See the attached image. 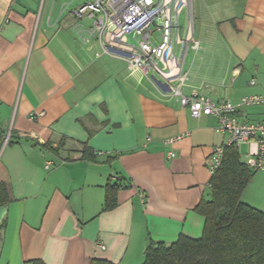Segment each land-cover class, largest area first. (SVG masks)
<instances>
[{
	"label": "crops",
	"instance_id": "1",
	"mask_svg": "<svg viewBox=\"0 0 264 264\" xmlns=\"http://www.w3.org/2000/svg\"><path fill=\"white\" fill-rule=\"evenodd\" d=\"M86 2L0 0V264H143L151 243L203 234L210 155L228 136L216 117H191L159 80L103 55L78 30L73 10ZM192 12L199 47L187 51L184 94L236 105L263 94L264 0H192ZM238 117L261 122L264 107H241ZM250 148H239L244 162ZM118 177L124 187L105 210ZM242 200L264 212V174Z\"/></svg>",
	"mask_w": 264,
	"mask_h": 264
},
{
	"label": "built area",
	"instance_id": "2",
	"mask_svg": "<svg viewBox=\"0 0 264 264\" xmlns=\"http://www.w3.org/2000/svg\"><path fill=\"white\" fill-rule=\"evenodd\" d=\"M79 21V32L99 40L103 55L126 61L130 73H142L153 83L168 88L169 95L179 99L187 107L191 117L214 116L218 120L217 132L226 134L225 144L216 146L210 155V173L220 167L225 148L250 144L246 161L255 172L264 171V119L249 123L239 120L241 107H264V93L244 96L239 105L230 100L215 102L196 92H183L188 82L185 58L189 48L198 49L199 43L191 36L192 0H87L73 10ZM185 14L186 36L182 33L181 17ZM87 18L91 26L80 21ZM129 37L133 41H129ZM36 114H32L31 119ZM40 115H43L41 113ZM11 133L5 137L9 141ZM34 136V135H33ZM185 135L167 139L172 145ZM254 145V148L253 146ZM174 157V153L169 154ZM54 163L48 161L46 169Z\"/></svg>",
	"mask_w": 264,
	"mask_h": 264
},
{
	"label": "trees",
	"instance_id": "3",
	"mask_svg": "<svg viewBox=\"0 0 264 264\" xmlns=\"http://www.w3.org/2000/svg\"><path fill=\"white\" fill-rule=\"evenodd\" d=\"M90 152L85 148L84 157L92 158ZM256 173L242 160L237 146L226 147L220 167L211 176V199L198 206L205 218L202 236L182 235L170 246L151 243L143 264H264V212L242 200ZM120 187H124L120 177L107 187L105 210L115 206ZM6 200V189L1 187L0 207ZM93 264L113 263L95 260Z\"/></svg>",
	"mask_w": 264,
	"mask_h": 264
},
{
	"label": "rangeland",
	"instance_id": "4",
	"mask_svg": "<svg viewBox=\"0 0 264 264\" xmlns=\"http://www.w3.org/2000/svg\"><path fill=\"white\" fill-rule=\"evenodd\" d=\"M181 25L184 26L185 25V22H184V15L181 17ZM129 41H133L131 37H129ZM191 57V56H190ZM190 57H189V52L186 54V58H185V63L187 62V60H190ZM145 83L150 85L149 81L147 79H145ZM254 109H262V108H254ZM264 172L261 171V172H257L255 175H263Z\"/></svg>",
	"mask_w": 264,
	"mask_h": 264
},
{
	"label": "water",
	"instance_id": "5",
	"mask_svg": "<svg viewBox=\"0 0 264 264\" xmlns=\"http://www.w3.org/2000/svg\"><path fill=\"white\" fill-rule=\"evenodd\" d=\"M7 213V206L3 205L0 207V223L2 222L5 214Z\"/></svg>",
	"mask_w": 264,
	"mask_h": 264
}]
</instances>
